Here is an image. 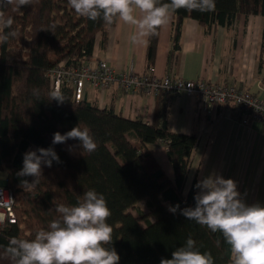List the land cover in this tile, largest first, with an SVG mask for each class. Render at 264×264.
I'll use <instances>...</instances> for the list:
<instances>
[{
	"label": "trees",
	"instance_id": "obj_1",
	"mask_svg": "<svg viewBox=\"0 0 264 264\" xmlns=\"http://www.w3.org/2000/svg\"><path fill=\"white\" fill-rule=\"evenodd\" d=\"M0 1V14L14 21L5 31L17 33L0 45V176H6L0 184L13 193L17 216L15 224L0 225V264H12L6 253L11 238H34L57 218L58 204H75L90 189L103 193L108 201L112 246L120 255L119 264H160L189 236L213 255L216 264H232L220 233L181 214L182 209L195 206L197 178L188 191L186 186L198 140L172 132L164 107L159 106L154 122L148 124L101 109L96 101L77 102L75 88L69 84L60 89L62 104L50 101L55 90L49 72L61 63L78 67L91 61L96 37L101 34L107 39L116 23L80 17L68 0H31L21 9L14 2ZM173 14L174 49H179L187 19L198 21L207 31L213 26L231 27L242 16L264 17V0H216L213 12L179 9ZM158 31L149 38L150 60L155 56ZM162 96L165 105L168 96ZM77 125L91 130L97 143L94 152L83 151L76 139L52 144L54 133L64 134ZM158 141L167 145L172 178L151 151ZM32 147H53L61 163L45 167L37 189L26 193L20 181L31 182L33 177L16 173ZM142 202L147 212L140 207ZM177 204L179 210L171 213L169 206Z\"/></svg>",
	"mask_w": 264,
	"mask_h": 264
},
{
	"label": "crops",
	"instance_id": "obj_2",
	"mask_svg": "<svg viewBox=\"0 0 264 264\" xmlns=\"http://www.w3.org/2000/svg\"><path fill=\"white\" fill-rule=\"evenodd\" d=\"M173 22L174 14L159 28L153 60L148 57L149 42L132 44L130 37L136 29L121 22L109 28L107 39L101 34L96 37L91 61H106L117 72L134 70L139 76L173 75L188 81L234 85L264 98V17L242 16L231 27L213 26L210 31L187 19L179 49H174ZM164 98L126 92L116 85L85 92V99L96 101L101 109L110 108L148 124L154 122L159 106L164 107L172 132L196 136L186 191L196 178L198 182L216 173L236 181L246 203L264 204L263 124H244L247 115L234 106L213 105L204 110L200 100L186 94L167 97L165 105ZM151 151L172 178L166 143L158 141Z\"/></svg>",
	"mask_w": 264,
	"mask_h": 264
},
{
	"label": "clouds",
	"instance_id": "obj_3",
	"mask_svg": "<svg viewBox=\"0 0 264 264\" xmlns=\"http://www.w3.org/2000/svg\"><path fill=\"white\" fill-rule=\"evenodd\" d=\"M13 2L21 9L31 0H8ZM68 3L77 15L92 22L134 26L136 32L130 37L131 43L145 45L179 9L206 13L216 7V0H68ZM13 22V18L0 14V45L17 35L14 30L5 31L11 29ZM34 95H38V90H34ZM52 100L61 104L65 101L59 89L50 93ZM69 139L79 140L82 150L88 153L97 148L91 130L79 125L64 134L54 133L52 144H63ZM53 162L61 163L53 147L25 152L22 168L16 175L33 179L31 182L22 179L19 187L26 193L34 192L43 169L51 168ZM4 178L0 176V180ZM195 188V206L182 209L181 214L213 233H220L229 246L232 264H264V204L246 203L237 182L216 173L199 180ZM12 202L11 198L0 200V207L9 208ZM168 210L175 214L179 205L169 206ZM55 212L57 218L34 238L9 240L6 253L12 264H119L120 255L112 246L113 227L108 223L112 212L103 193L87 190L75 204H58ZM160 264H216V261L189 236L170 259H162Z\"/></svg>",
	"mask_w": 264,
	"mask_h": 264
},
{
	"label": "built area",
	"instance_id": "obj_4",
	"mask_svg": "<svg viewBox=\"0 0 264 264\" xmlns=\"http://www.w3.org/2000/svg\"><path fill=\"white\" fill-rule=\"evenodd\" d=\"M1 5V1H0ZM54 90L61 89L65 84L75 88L77 102L85 99L88 90L105 91L113 85L126 92L142 93L149 97L157 98L167 95L169 98L186 94L200 100L204 110L210 106H234L247 115L244 124L260 122L264 126V98L254 95L234 85H220L207 82L204 79L188 81L176 78L173 75L165 78L151 76H139L134 70L130 72H117L106 61H89L82 66L67 67L61 63L48 74ZM11 198V207H0V225L15 224V198L4 183L0 184V200Z\"/></svg>",
	"mask_w": 264,
	"mask_h": 264
},
{
	"label": "rangeland",
	"instance_id": "obj_5",
	"mask_svg": "<svg viewBox=\"0 0 264 264\" xmlns=\"http://www.w3.org/2000/svg\"><path fill=\"white\" fill-rule=\"evenodd\" d=\"M36 148L35 147H32V148H30V150H35ZM3 176L4 177H6L5 176V174H3ZM5 180V178L3 179V181ZM147 205H146V203L145 202H142L141 204H140V207L144 210V211H148L147 210V207H146ZM132 212L135 214V215H138V213H137V211L136 210H132ZM2 217V216H1ZM152 221H154V219L152 218ZM143 225V227H146V224L145 223H143L142 224Z\"/></svg>",
	"mask_w": 264,
	"mask_h": 264
},
{
	"label": "water",
	"instance_id": "obj_6",
	"mask_svg": "<svg viewBox=\"0 0 264 264\" xmlns=\"http://www.w3.org/2000/svg\"><path fill=\"white\" fill-rule=\"evenodd\" d=\"M5 183H7V182H5ZM6 185V184H5Z\"/></svg>",
	"mask_w": 264,
	"mask_h": 264
}]
</instances>
